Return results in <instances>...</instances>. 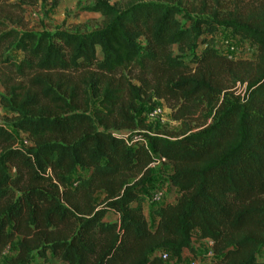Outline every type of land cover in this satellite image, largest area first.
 Wrapping results in <instances>:
<instances>
[{
	"label": "trees",
	"instance_id": "obj_1",
	"mask_svg": "<svg viewBox=\"0 0 264 264\" xmlns=\"http://www.w3.org/2000/svg\"><path fill=\"white\" fill-rule=\"evenodd\" d=\"M87 10L100 28L0 34L23 55L0 58V105L14 117L0 123V257L13 245L6 264H168L162 252L177 264L184 250L197 257L196 238L213 241V264H264V2L184 26L174 0H93ZM219 27L255 45L256 59L218 54ZM153 99L179 131L127 147L122 132L139 128L136 111ZM10 127L31 146H17ZM153 154L171 166L174 196L151 205L150 227Z\"/></svg>",
	"mask_w": 264,
	"mask_h": 264
},
{
	"label": "rangeland",
	"instance_id": "obj_2",
	"mask_svg": "<svg viewBox=\"0 0 264 264\" xmlns=\"http://www.w3.org/2000/svg\"><path fill=\"white\" fill-rule=\"evenodd\" d=\"M130 1L131 0H110L111 3H116L121 8L125 7ZM51 2L52 0H0V23L2 24L0 26V34L10 29L19 32L29 31L36 33H53L61 30L69 33L82 34L98 29L103 24V17L99 13L87 10V7L93 4V0H58L55 7L52 6ZM262 2H264V0H174L175 5H177L179 9L177 18L182 26L186 25L189 16L192 18L205 17L213 11H218L221 17H225L227 14L245 15L249 11L258 10V6ZM14 3L17 5L12 6ZM205 37L207 36L205 35ZM214 39L217 52L221 56L232 61L245 60L253 62L256 59V46L249 41L239 39L237 36L233 35L230 30L224 27H219L217 29V32L214 34ZM199 48L201 49L202 46ZM172 49L176 52V47ZM6 55H10L15 59H20L23 56L21 53L10 49L9 42L0 45V58ZM84 76L85 73L82 72L70 77L73 78V83H78ZM239 84L231 89L237 96H241L243 92V88ZM3 92L4 90L0 85V94ZM90 106L92 108L97 107L96 99L91 98ZM155 108L162 111L164 121H161L160 118H154L152 121L148 119L150 113ZM136 114L140 122L139 128H153L155 133L166 134L168 136H175L180 129V123L171 120V109L164 100L153 99L150 104H141ZM13 120V115L8 113L0 105V123L10 126ZM13 132L19 142L23 135L16 131ZM171 170L169 164H159L153 170L154 178L152 182L149 183L152 193L159 191L163 192L164 197L161 204L172 201L174 196L173 188L166 183L165 179L166 176L171 174ZM95 198L97 202L99 199L101 200L102 193L97 192ZM148 205V202L143 204L144 215L147 218L149 226L154 227L157 220L150 215L151 205ZM106 219L113 220L114 217L107 215ZM17 240H19V238H17ZM193 244L199 250L196 255L197 257L192 256V254L188 252V255L185 256L184 259L185 262L196 258L198 264L214 263L215 256H204L206 252V245L204 243H200L199 240L195 238L193 239ZM15 254L16 247L10 245V247L5 249L2 253L0 264H6ZM262 259H264L263 256L261 257V260ZM166 262L168 264L174 263L171 257H169ZM47 264H58V262L54 258H49Z\"/></svg>",
	"mask_w": 264,
	"mask_h": 264
},
{
	"label": "built area",
	"instance_id": "obj_3",
	"mask_svg": "<svg viewBox=\"0 0 264 264\" xmlns=\"http://www.w3.org/2000/svg\"><path fill=\"white\" fill-rule=\"evenodd\" d=\"M154 118H160L161 121H164V116L163 113L160 109L155 108L149 115V120L152 121V119ZM171 118V115H170ZM13 133V135L15 136V133L13 131L18 132L19 134H22L20 131L15 130V129H10ZM22 138L21 140H19V142L16 139V145L20 146V147H29L31 146V142L24 136V134H22ZM153 135H158V133H155L152 129H142V128H136V129H127L124 130L122 132V137H123V141L125 143V145L127 147L130 148H134L136 146H145L147 148H149V137L153 136ZM16 138V136H15ZM18 142V143H17ZM150 150V149H149ZM151 151V150H150ZM153 161L148 165L149 168L154 169L156 168L159 164H163L166 163V159L164 157L158 156L156 154H153ZM164 194L163 192H153L151 193L150 197L147 198V202L149 203V205H160L162 200H163ZM206 245V252L204 254V256L206 257H212L215 256L213 251H212V247H213V241L210 239H202V244ZM159 256L161 257V259L163 261H167V259L169 258V254L167 252H162L159 254ZM177 264H198L197 263V259L193 258L191 261L185 262L182 261L180 263Z\"/></svg>",
	"mask_w": 264,
	"mask_h": 264
},
{
	"label": "crops",
	"instance_id": "obj_4",
	"mask_svg": "<svg viewBox=\"0 0 264 264\" xmlns=\"http://www.w3.org/2000/svg\"><path fill=\"white\" fill-rule=\"evenodd\" d=\"M154 169H155V168H154ZM171 188H172V187H171ZM99 192L102 193V198H103L104 193H103L102 191H98V193H99ZM95 197H96V195H95ZM102 198H101V199H102ZM99 201H100V199H99ZM144 203H147V201L145 200ZM144 203H143V204H144ZM143 204H142V207H143ZM148 206H149V205H148ZM143 212H144V211H143ZM107 215H110V216L114 217V219H113V220H107V219H106ZM107 215H106V217H105V220H106V221H115V220H116V216H115V215H113V214H107ZM156 220H157V219H156ZM199 242L202 243V240H199ZM189 254H190V253H189ZM187 255H188V250H184V251H183V258L185 259V256H187ZM49 258H51V257H49Z\"/></svg>",
	"mask_w": 264,
	"mask_h": 264
}]
</instances>
